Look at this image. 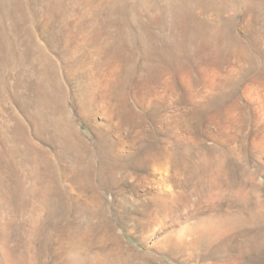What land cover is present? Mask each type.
Listing matches in <instances>:
<instances>
[{
  "label": "rangeland",
  "instance_id": "374dc122",
  "mask_svg": "<svg viewBox=\"0 0 264 264\" xmlns=\"http://www.w3.org/2000/svg\"><path fill=\"white\" fill-rule=\"evenodd\" d=\"M0 264H264V0H0Z\"/></svg>",
  "mask_w": 264,
  "mask_h": 264
}]
</instances>
